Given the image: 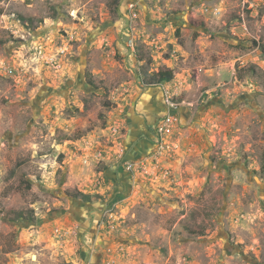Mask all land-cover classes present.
Masks as SVG:
<instances>
[{
    "label": "rangeland",
    "instance_id": "rangeland-1",
    "mask_svg": "<svg viewBox=\"0 0 264 264\" xmlns=\"http://www.w3.org/2000/svg\"><path fill=\"white\" fill-rule=\"evenodd\" d=\"M263 53L264 0H0V264H106L109 235L111 264H264ZM169 63L177 148L116 188L127 115Z\"/></svg>",
    "mask_w": 264,
    "mask_h": 264
},
{
    "label": "crops",
    "instance_id": "crops-1",
    "mask_svg": "<svg viewBox=\"0 0 264 264\" xmlns=\"http://www.w3.org/2000/svg\"><path fill=\"white\" fill-rule=\"evenodd\" d=\"M126 26V25H125ZM124 26V27H125ZM179 49V48H178ZM168 67H171V69H174L175 67L169 63L167 65ZM164 86L170 87L175 92L179 91V86L176 84V80H171L169 82L163 83ZM179 114L177 112L178 119L184 116V111L182 108L179 109ZM167 112V108L163 103V92L161 85H156L154 87L145 88L142 90V93L140 95V99L138 100L137 105L132 109V111L129 112L127 115L128 119V134L126 139L124 140L126 149H127V155L129 158L132 159H141L146 156L150 152V150L153 147L152 142V133L151 129L152 126ZM181 116V117H180ZM106 177L110 180L111 184L113 186H116V188H126L130 189L136 185V183H139L138 177L135 174H131L130 172H127L123 169L122 165H120L118 162H114L111 165H109L108 169H106ZM122 200H129L130 196L128 194V191H125L122 195ZM80 208L78 211H76L75 218L78 220V223L81 224V227L84 230H90L89 232L94 231V227L90 228L92 226L97 227L99 220L95 219V215L92 210L95 208L90 206H82L79 204ZM108 208H105L101 212H106ZM92 211V212H89ZM74 216V215H73ZM66 222V221H65ZM64 222V223H65ZM90 228V229H89ZM96 235V234H95ZM97 238V235H96ZM100 239V240H99ZM115 238H111V236H105L103 238H98L95 240L96 246L100 245V252H98L97 256L98 258L102 259H111L113 261H119L118 255L115 253H112L110 256L108 254V251L111 252L112 249H115L117 246L114 241ZM86 264H99V261L94 258V254L90 255V252L88 256L85 257Z\"/></svg>",
    "mask_w": 264,
    "mask_h": 264
},
{
    "label": "built area",
    "instance_id": "built-area-1",
    "mask_svg": "<svg viewBox=\"0 0 264 264\" xmlns=\"http://www.w3.org/2000/svg\"><path fill=\"white\" fill-rule=\"evenodd\" d=\"M138 17L136 12H130L127 18V25L125 29L129 32V37L126 42V45L130 52L136 51V40L138 36L136 35V28L133 25L134 19ZM152 46L155 47L156 50H161L163 48L158 47L157 39L154 38L151 41ZM264 56V53H263ZM138 80L141 81L142 73L139 71L138 73ZM162 87L163 92V103L167 108V112L152 126L151 135H152V142L153 147L150 150L149 154H146V157L143 159H132L129 158L127 155V149L121 148V157L118 163L122 165L123 169L131 174H142L146 173L147 171V163L149 160L151 162L157 161L159 162L161 157L164 154H167L177 148V144L173 139L175 134V126L177 123V112L180 106V103L175 100L176 92L170 87L164 86V84H159ZM116 131V129H115ZM99 156H96V158ZM88 162V159L85 160ZM181 179L176 181V184H180ZM112 260H108L106 264H111ZM88 264V263H87Z\"/></svg>",
    "mask_w": 264,
    "mask_h": 264
},
{
    "label": "trees",
    "instance_id": "trees-1",
    "mask_svg": "<svg viewBox=\"0 0 264 264\" xmlns=\"http://www.w3.org/2000/svg\"><path fill=\"white\" fill-rule=\"evenodd\" d=\"M236 17L237 16H235L233 19H235ZM177 33H179V31ZM249 69L254 72L255 67L252 66ZM146 76L148 77L147 79H145L146 83H148L150 85H159V84L173 80L174 72L170 68H161V69H157V70L150 72V73L147 71ZM240 78H241V76L238 75L237 79H240ZM90 83H92V81H90ZM262 172H264V162L262 165ZM72 196L81 197L85 201L91 200L90 195L88 193H84L81 191H77V192L73 193ZM24 216H25L24 212H19L17 214V218H21ZM31 218L33 219L32 216H31Z\"/></svg>",
    "mask_w": 264,
    "mask_h": 264
}]
</instances>
